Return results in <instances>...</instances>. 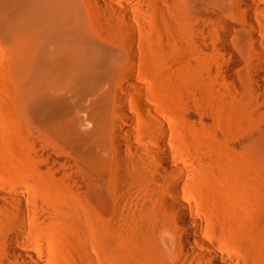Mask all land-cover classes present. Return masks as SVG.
I'll return each mask as SVG.
<instances>
[{"label":"rangeland","instance_id":"rangeland-1","mask_svg":"<svg viewBox=\"0 0 264 264\" xmlns=\"http://www.w3.org/2000/svg\"><path fill=\"white\" fill-rule=\"evenodd\" d=\"M82 1L135 51L132 66L187 172L173 176L181 197L208 221L219 212L222 226L211 225L210 235L243 264H264V0L247 16L238 0H110L107 7ZM48 64L46 76L31 84L33 97L45 90L43 116L34 104L27 110L17 85L0 77V189L29 197L25 210L0 208V260L13 263L5 238L15 229L16 244L44 264H142L146 243L136 227L160 220L166 206L147 193L111 192L118 155L88 157L73 146L63 131V67ZM143 197L156 209L150 216ZM36 199L55 215L42 218ZM107 237L114 246L104 253Z\"/></svg>","mask_w":264,"mask_h":264},{"label":"bare ground","instance_id":"bare-ground-1","mask_svg":"<svg viewBox=\"0 0 264 264\" xmlns=\"http://www.w3.org/2000/svg\"><path fill=\"white\" fill-rule=\"evenodd\" d=\"M238 1L245 16L258 2ZM95 2L112 6L110 0ZM260 7L264 9V2ZM245 25L253 28L252 20L246 17ZM128 36L133 46L135 38ZM51 62L63 67V131L67 127L73 146L83 147L81 153L88 157L110 156L114 150L120 169L113 176L111 192L147 193L166 206L159 210L158 222H139L136 227L146 243L142 264H243L218 241L217 234L210 235L211 225L217 230L222 226L219 212L208 221L181 197V183L173 176H186V169L174 160L175 153L165 140V120L132 66L136 55L126 41L115 38L101 19L89 16L82 0H0V79L16 84L26 109L34 104L42 116L48 109L45 90L40 88L33 97L31 84L46 76L44 68L48 71ZM259 67L264 76V64ZM257 81L261 84L259 78ZM28 198L20 190L0 189V208L7 214L18 205L23 208ZM40 202L35 200L41 217L52 218L53 210ZM140 204L149 216L152 209L156 211L146 197ZM143 216L146 218L145 212ZM17 219L22 221V216L18 214ZM19 238L15 229L5 238L12 264H44L36 252L16 244ZM103 241V252H110L113 241L108 237ZM0 264L5 262L0 260Z\"/></svg>","mask_w":264,"mask_h":264}]
</instances>
